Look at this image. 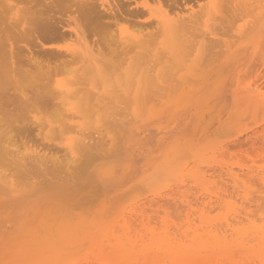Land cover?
Here are the masks:
<instances>
[{"label": "rangeland", "instance_id": "374dc122", "mask_svg": "<svg viewBox=\"0 0 264 264\" xmlns=\"http://www.w3.org/2000/svg\"><path fill=\"white\" fill-rule=\"evenodd\" d=\"M23 1L9 0L12 5L16 6L17 11L23 9V22L21 21L22 23L19 24L20 27L18 26L20 31L18 28L12 30L11 28H7L4 24L5 22H3L4 19H1L3 15L0 13V15H2L0 16V34L2 35L0 45L3 44L2 47L0 46V49H4L6 46L14 47V43H16L14 48L18 51L16 53L20 55H30V53L43 52L46 49V51L51 52L54 49L55 55L57 52V57L61 52L66 55H69L70 52H76L81 57V53L89 51L96 63L102 68L103 76L112 77V74L116 72L113 76L114 80L112 79L113 81L111 80V83L122 86V80L120 81V76L122 75L124 76L122 78L125 80L124 84L126 83L127 85L122 87V90L117 93L118 96L116 95L117 97L115 98L116 101H113L114 103L112 100L110 102L105 99L104 102L99 105L101 109H98L100 111L97 108L88 109L84 102L85 95H79V100L67 107V109L74 107L76 109V114L71 115L69 112H63L66 117L63 116L64 118H62L66 121L64 122L65 127L62 126L64 129L61 127L62 129L60 128L51 132L50 126L52 123L57 121L58 123H62V119H59V117L56 118V115L58 116L61 112L59 111L58 113V111H55L50 105V109L46 108L48 104L44 106L47 110L49 109L48 111L45 109L38 110L40 107H43L39 106V102L41 103L40 97L42 96H40V91L36 86H34L37 89L35 93L37 91L38 93L36 94L39 95L34 94L32 97L34 99L35 95L38 97L40 96V101L38 102L35 100L37 106L33 104V102L32 104L34 107L36 106L35 108L38 114L37 111L32 114L29 113V109L24 105L23 107H26L25 109L28 112H23L24 110L20 109L21 107L19 110L17 109L18 112H16L15 109L17 106H14L17 104L14 102L18 99V91H13L11 89V84L14 83L10 80V77L7 76L4 67H2L4 73L1 71L2 68H0L2 72H0V74L4 76V78L5 76L7 77L2 79L0 75L2 79H0V81L3 82L4 80L5 82V84L2 85V83L0 87V103L2 102L1 104L3 105L2 100L5 98L4 102H6L9 99V105L7 102L5 103L6 106H10V109L14 108L13 113H9L8 110L10 109H8V107H0V113L3 114L0 116L3 120L5 116L9 115V117L4 118V122L10 123V125H20L16 127L15 131L16 133L18 131V136L14 132L15 129H13L15 126L12 128L15 137H17L15 140L19 138V135L23 134L20 136L21 138L26 133L22 139L23 141H21L20 138L18 139L22 144L17 141V145L22 150L25 149L28 151L32 147L33 150L48 154L53 151V148L54 150L58 149V147L60 149L64 144L68 143L71 138H80L79 136L81 135V138L84 136L85 139L88 137L92 138V136L94 137L92 140H88V142L86 139V143H90L95 139L96 141L97 139L99 140V142L95 141L98 144L95 142V144L92 142L89 144L92 145V147L87 151L88 153L86 152V154H84L85 156L81 158V161L78 162L77 166L74 168L76 171L73 169L74 171L72 170L71 173L67 175L57 169L49 171H39L36 169L39 172H35V170H31L33 169L32 167H27L25 169L22 167L20 169L19 166H14V169L13 166L7 167L2 164L0 165L2 167H0V186H2L0 187V264H128L135 262L137 259L139 261L143 260L138 252L143 245L150 242L152 236L158 239L163 238L170 240L168 244L180 245L189 244V239L195 236H206L211 231L218 230L224 235H229L231 232L228 231V224L235 225L236 228L249 234L254 231L255 227H264V213H261L264 212V208L261 209L263 205L260 206L261 203L257 202L259 201L258 199L256 200V196H260V198L263 196L264 199V0H232L233 2L231 0H217V2H219L218 6L213 8L204 5V10H202L203 8L200 6H203L204 3L207 4L205 0H191V3H188V0H117L119 2L116 0H82L84 2L77 0V2L79 1L77 4L75 3L76 0H71L74 1L72 3H75V6L72 5V8L71 5L69 7V4L65 3L66 0L64 3L62 0H44V4L41 0H34L35 5H33V0L32 2L28 0L25 4ZM71 1L69 2V0H67V2L72 4ZM86 1H89V4L97 2L98 6L105 5V10L110 8L107 12L110 17L105 19L102 24L97 22L100 26L96 25V22L94 21L95 23H93L91 18H89L90 15L86 10L87 6H85ZM58 2H60V4ZM88 3L87 5H89ZM128 3H132L130 7H128ZM178 3L183 5H179ZM64 4H68L65 9L63 7ZM79 4L78 11V7L76 6ZM122 4L126 5L121 6ZM193 4L195 6H193ZM39 5L40 9H38ZM30 6L33 7V14H31ZM28 7L30 12L27 10ZM81 7H83V9H81ZM125 7L129 10L139 9L138 11H143L144 13L142 17L138 16L134 18L126 13L127 9ZM68 8L70 10H68ZM199 8H201V10H199ZM36 9H38V11ZM42 9L47 11L44 12ZM122 9L126 11H124L126 15L122 12ZM197 10L203 13V15ZM34 12H37V14ZM47 12H51L49 14L52 16ZM77 12L83 14L81 15ZM194 12H198V14L202 16L198 25L199 27L188 32L189 41L187 49L184 46L182 47L180 45L181 43L177 42V40H168L166 34H164L165 32L163 33V31L160 30L161 27L158 24L160 19H167V17L176 18L180 13L181 15L188 16ZM145 13L147 14L146 16ZM37 15L38 17L36 20ZM41 16L46 20V23ZM111 16L114 17L111 18ZM117 16L120 17L119 20ZM56 17H58L57 20L59 21L56 20ZM29 18L32 20L34 19L36 23L32 20L30 21ZM50 18L52 19L51 21ZM78 18L82 20L80 21ZM88 19H90L91 22H89ZM152 19L157 25H155ZM71 20H73V22H71ZM128 20H131L132 23H129ZM53 22L56 24L53 25ZM69 22L71 25L68 24ZM104 22L109 29L105 27V25L103 26ZM134 22L137 24L141 23L137 26ZM147 22L149 24L152 23L151 26L149 25L151 28L149 26L146 28L148 25ZM43 23L47 24V26H43ZM81 23L83 25H81ZM142 23H144V26ZM94 24L98 28L100 27L99 31ZM129 24L132 25V28ZM55 25H57V27H55ZM88 25L92 26L89 27ZM139 25L146 27L145 29L140 28ZM153 27H156V30L158 29L157 32H161H156V34H154L156 30ZM56 28L58 29L57 31H55ZM105 28H107L108 31L110 30V34H103L105 37L108 36V40L104 38L106 41H110V43L105 40L102 41L101 39V42H104L103 45L100 43V38H102L103 35L100 37L96 35V32H100V29L105 31ZM92 29L95 32L92 31ZM143 29L148 30L143 31ZM32 30L34 32L31 33ZM150 30L152 33L154 32V36L158 35L154 38L157 42L156 40L154 41V36L150 33ZM114 31L117 32L115 36L113 35ZM17 32L20 33L17 34ZM86 32L92 33V38L88 35L89 33L87 34ZM12 33L13 35L11 36ZM22 34L23 37L16 38ZM144 34L151 35L150 39L154 41H152V47L157 45L161 47L164 42H167L169 50L164 53V59L159 61L156 65L155 76H157L156 82L159 86L155 87L156 84L154 86L153 83L154 88L151 87V84L149 87L152 89L148 88L145 94H137L135 87L132 90L133 84L127 81L129 80L128 72L130 73V71L133 70L132 64L130 63L133 62V58L137 52L131 51L127 53V51H123L122 48H119V52L117 53L116 51L113 52V50H117L118 48L114 47V43L111 42L124 35L134 37L135 35L142 36ZM31 35L35 37L32 38ZM193 36H195L196 39ZM2 37L3 39L5 38V45L2 43ZM11 38H13V40H10ZM14 38L17 39L16 41L18 42L21 38L22 40L17 43L14 42ZM30 39H32V41ZM190 41L192 43H190ZM28 43L30 44L28 45ZM95 43L97 46H95ZM105 44H112L110 49L113 50L109 51V47ZM100 45H103L104 48L100 47ZM37 46H39V48H37ZM93 47H95V49ZM22 48H24V51ZM91 48L93 50L97 49V51L94 52ZM2 49L0 51V56H3L2 54L6 52L7 48L3 50L5 52H3ZM38 49L41 51H38ZM103 49L104 51H108L104 52L102 51ZM183 50L186 52L183 53ZM120 51L122 60H126V62L124 61L125 63L120 62L122 61L119 58ZM107 52L110 54L107 55ZM181 52L183 55H181ZM100 53L102 54L100 55ZM34 55L40 56L41 54ZM184 55H186V57ZM102 56H107L108 58ZM101 57L104 60L101 59ZM113 57H116L117 60L115 58L113 59ZM124 57L126 59H123ZM3 58L4 59L0 58V62L2 61L1 63L6 62L5 54ZM54 58V62L52 61L53 58L48 59L46 57H41L42 60L37 58L35 63L32 62V65H36L38 68L30 64V68L32 67L31 75L33 72L35 73V71L36 74H34V76L26 75L28 79L32 81L33 78L34 83V77L39 70L49 73L54 70V72H52L54 76L52 73L51 76L54 77L53 82L56 85L59 83H71L73 86L74 84L81 86L83 82L82 84L99 86V76L90 72L88 67L82 62V59H75L76 61L74 60L73 62L72 58L70 59L65 56L60 57L61 60L57 58L59 60L58 62L56 57ZM19 59L21 58L19 57ZM22 59L24 60V57H22ZM62 59L67 62L70 60L72 63L71 67L80 69L81 71L79 73H68L66 71L67 62H62ZM172 59L173 61L171 62L170 60ZM44 60H46V62H44ZM20 61L19 65L21 64V66L18 65L19 69L22 67ZM50 61L52 64L54 63L53 66ZM183 61L185 62L183 63ZM169 62L174 64L171 65ZM3 64L5 65V63ZM3 64H1V66H3ZM58 64L61 66H58ZM47 65L48 68L46 67ZM116 65L122 67L116 68ZM42 66H45V68H42ZM106 66L110 69L106 68ZM167 66L171 67V70L167 68ZM57 67H59V71ZM61 67L64 70L60 69ZM33 68L37 69L34 70ZM166 68L169 70L167 71L169 75H171L170 72H172V76L170 77L174 79L170 78L166 73L164 74ZM50 69L53 70L51 71ZM175 69H177V71ZM22 70L25 69L23 68ZM60 70L65 73L60 75ZM24 72L20 69L17 74H19L18 76H20V78L24 77L26 80V76L20 75V73L23 74ZM123 72L124 74H121ZM163 75H167L169 78L168 80V78L165 77L167 79V84L164 83L166 80L165 78L163 79ZM18 76H16L17 80L19 78ZM22 78L20 82L22 81L23 83L21 82L22 84L19 85L20 82L18 83L17 81L15 86H27V82L29 83L28 79L25 83ZM7 79H9V81H7ZM118 81L120 83H118ZM130 83L132 85H129ZM34 84L30 83L29 85L33 87L32 85ZM177 84L179 86H177ZM3 86L10 87L9 89L12 91L8 90V94L6 92L7 88L5 87V90ZM31 87L29 88L28 86L24 88H29L31 90ZM162 89L163 91L161 92ZM149 90H151L152 93L149 92ZM152 90H155L157 93L154 91L153 95ZM14 92L17 94L16 101H14ZM146 92L149 93L147 94ZM31 93L30 95H32ZM10 94L13 98L9 97ZM119 95H121L122 101L117 100ZM122 95L127 98L124 99ZM150 96L151 98H149ZM128 99H132L130 102L133 103L129 102L132 105L124 104L128 103ZM11 101L13 103H11ZM42 101H44L45 104L46 100L44 99ZM107 104H110V107L112 105V108ZM126 105L128 107H126ZM113 106L116 109L119 107L121 108L118 110L119 114L113 109ZM5 107L6 109H4ZM102 108L103 110L105 109V114ZM2 109L5 111L8 110L5 112ZM21 110V113H24L26 117L28 114V117L35 116L37 119L43 120V122L47 124H45L46 127L43 126V129H36L35 126H32L33 122L36 120L31 119L29 123L27 121V124H25L27 119L24 116L21 118H25V123H23L21 119L19 122L20 124L17 123L19 119L16 117L21 116H17V114H20ZM42 110L45 111L42 112ZM112 110H114V112H112ZM1 111H4V113ZM39 112L43 114L41 113L40 115ZM111 114H114V116ZM115 117L117 118L116 120H119V123H117ZM10 118L11 120L13 118V121H11L13 124H11L10 120H7ZM15 118L17 120H15ZM112 118L115 121H113ZM106 120H108V122ZM4 122H1V124ZM21 122L25 124L23 127L27 128H25V130H27L25 133L22 131L24 128L21 126ZM115 122L120 126L117 125V128H115ZM19 127L22 130L19 129ZM74 127L75 130H73ZM91 127H93L94 130L90 129ZM57 131L58 133H56ZM28 133L31 134L30 138V134ZM33 133L35 137H32ZM55 137H57L58 140ZM101 138H103L102 141H100ZM24 139H26L25 143ZM103 140L105 141L103 142ZM100 142L103 143L99 144ZM98 145L102 146L99 147ZM43 146L46 150H43ZM96 152L99 153L96 154ZM94 153L96 158H94ZM97 155L100 159L97 158ZM95 159L98 160L96 161ZM5 169L7 171H5ZM56 172L59 175L62 173V175L59 177ZM1 173L5 174L6 177L10 173L8 175L9 177H7L9 181L6 178L4 179ZM15 173H17V175L14 178L12 175H15ZM50 173H52L53 176L55 174V176L53 177ZM43 175L44 179L42 178ZM56 176H58V178ZM18 178L22 182L19 181ZM4 180H7L9 183L6 181L4 182ZM25 181L26 183L29 182L28 184H30V186L28 184L25 185ZM239 184H241L240 186L244 189L240 188V186H238ZM261 186L262 190H259ZM254 192L255 194L253 195ZM223 194L225 196H223ZM227 196L229 198H226ZM254 196L255 200L253 199ZM221 197H223L224 201H221ZM238 199L241 201L240 203H242V206L238 203ZM261 200L262 198L260 201ZM263 201L264 200H262V203ZM185 202H190V205ZM246 202H248V204ZM253 203L255 204L254 207H252ZM246 204L248 206H246ZM256 204H259L260 207ZM215 207L220 209L213 212ZM256 210H258L257 214L254 212ZM238 216L239 218H237ZM238 221H242V223L236 225ZM229 238V241L233 242L235 236H230ZM124 248L127 249V253L123 255L122 250ZM126 255L128 256L125 257ZM137 256L138 258H136ZM239 259L241 260L240 256ZM246 261L247 260L244 259L241 261V264H249V262L247 261L246 263Z\"/></svg>", "mask_w": 264, "mask_h": 264}, {"label": "bare ground", "instance_id": "6f19581e", "mask_svg": "<svg viewBox=\"0 0 264 264\" xmlns=\"http://www.w3.org/2000/svg\"><path fill=\"white\" fill-rule=\"evenodd\" d=\"M14 1V0H13ZM16 1V0H15ZM23 1V0H22ZM42 1V3H43V1L44 0H41ZM53 1V0H52ZM55 1V0H54ZM63 1V3H64V1L65 0H62ZM61 1V2H62ZM71 0H69V2H70ZM80 1H82V0H80ZM85 1V0H84ZM84 1H82V2H84ZM94 1H96V0H94ZM94 1H92V2H94ZM112 1V0H111ZM110 1V2H111ZM117 1V0H116ZM120 1V0H119ZM119 1H117V2H119ZM173 1V0H172ZM186 1V0H185ZM193 1V0H192ZM191 0H188V3H191L192 2ZM201 1V0H200ZM204 1V0H203ZM205 1H207V4H203V6H200V7H204V5L205 6H209V7H213V8H215L216 6H218V3L219 2H217V0H205ZM232 1V0H231ZM231 1H230V4H231ZM261 1H263V0H261ZM18 2V1H17ZM20 2V1H19ZM24 2V4H25V2H28V0L27 1H23ZM31 2H32V0H31ZM69 2H67V0H66V2L65 3H68V4H64L63 5V7H64V9H65V7L67 8V5L70 7V5H71V8L73 7V6H75V3L77 4L78 2H77V0H76V2L75 3H72V2H74V1H71V3L72 4H70ZM89 2V1H88ZM87 1H86V5H85V3H84V5L85 6H87L86 7V10H87V12H88V14L90 15L89 16V18H91V21L93 22V23H95L96 22V25H99V24H102V22L105 20V19H107V18H109L110 17V15H109V13H107L108 12V10H110V8L108 9V10H105V5H102V6H98L97 5V2H95V3H88ZM91 2V1H90ZM165 2V1H164ZM181 2V1H180ZM226 2V1H225ZM233 2V1H232ZM36 3V2H35ZM37 3H38V1H37ZM39 3H41V2H39ZM45 3V2H44ZM43 3V4H44ZM59 4H60V2H58ZM87 3L89 4V5H87ZM30 4V3H29ZM47 4H49V3H47ZM46 4V5H47ZM54 4V3H53ZM119 4V3H118ZM121 4V3H120ZM129 4V3H128ZM132 3H130L129 4V6L128 7H130V5H131ZM179 5H183V4H180V3H178ZM185 4V3H184ZM220 4L222 5V3L220 2ZM223 4H225V3H223ZM229 4V3H228ZM33 5H35L34 4V0H33ZM38 5V4H37ZM45 5V6H46ZM73 5V6H72ZM112 5V4H111ZM126 5V4H125ZM125 5H121V6H125ZM166 5H167V3H166ZM25 6V5H24ZM48 6V5H47ZM58 6V5H57ZM61 6V5H60ZM78 6H80V4L79 5H77L76 7H78ZM84 6V7H85ZM126 6V7H127ZM165 6V5H164ZM168 6V5H167ZM193 6H195L194 4H193ZM227 6V5H226ZM31 7V14H33L32 13V6H30ZM35 7V6H34ZM37 7V6H36ZM125 7V8H126ZM207 7H206V9H207ZM223 7V6H222ZM225 7V6H224ZM45 8V7H44ZM47 8V7H46ZM122 8V7H121ZM178 8V7H177ZM196 8H197V6H196ZM35 9V8H34ZM38 9H40V5H39V8ZM38 9H36L37 11H38ZM60 9V8H59ZM81 9H83V7H81ZM80 9V10H81ZM127 10V12L125 11V10H121L122 12H126V13H128L129 14V16H132V17H142V14L144 13L143 11H138V10H134V9H132V10H129L128 8H126ZM184 9V8H183ZM205 8H203L202 10H204ZM29 12H30V10H29V7H28V9H27ZM43 10V9H42ZM61 10V9H60ZM59 10V11H60ZM68 10H70L69 8H68ZM112 10V9H111ZM141 10V9H140ZM199 10H201V8H199ZM199 10H197L198 12H200ZM22 11H23V9H20V10H16V6H14V5H12L10 2H9V0H0V13L3 15H0V16H2L1 17V19L3 20V22H5L4 24L7 26V28H11V30L12 29H15V28H18V30H19V24L20 23H22L23 21V16H22ZM25 11V10H24ZM33 11H35V10H33ZM40 11V10H39ZM44 11V10H43ZM45 11H47V10H45ZM44 11V12H45ZM51 11V10H50ZM66 11H67V9H66ZM78 11H79V7H78ZM174 11H175V9H174ZM40 12H42V11H40ZM40 12H39V14H40ZM84 12V11H83ZM118 12V11H117ZM124 12V14L126 15V13ZM181 12V11H180ZM184 12V11H183ZM188 12V11H187ZM198 12H194V13H192V14H190V15H181V13H180V15H178L176 18H168L167 17V19H160L159 21H158V24L160 25V27H161V29L160 30H162L163 31V33L164 34H166V36H167V38H168V40H177V42H179V43H181L180 45L183 47H186V49H187V47H188V41H189V37H188V32L189 31H191L192 29H194V28H196V27H199L198 25H199V23H200V20H201V16L203 15V13H201L202 15H200V14H198ZM35 14H37V12H34ZM48 13V12H47ZM46 13V14H47ZM49 13H51V12H49ZM48 13V14H49ZM55 13H58V12H55ZM75 13V12H74ZM77 13H79V12H77ZM86 13V12H85ZM147 13V12H146ZM145 13V16L147 15ZM29 14V13H28ZM47 14V15H48ZM60 14H61V11H60ZM59 14V15H60ZM65 14V13H64ZM72 14V13H71ZM70 14V15H71ZM79 14H81V13H79ZM83 14V13H82ZM81 14V15H82ZM27 15V14H26ZM42 15H44V14H42ZM50 15V14H49ZM55 15V14H54ZM112 15V14H111ZM50 16H52V15H50ZM114 16H116V15H114ZM114 16H111V18L112 17H114ZM120 16V15H119ZM119 16H117V18H118V20H119ZM128 16V17H129ZM32 17H34V16H32ZM37 17H38V15L36 16V20H37ZM42 17V19H43V16H41ZM40 17V18H41ZM45 17H47V16H45ZM55 17V16H54ZM54 17H52V18H54ZM64 17V16H63ZM30 18H31V16H30ZM29 18V19H30ZM35 18V17H34ZM57 18L58 17H56V20H57ZM82 18H83V16H82ZM110 18V19H111ZM131 18V17H130ZM144 18V17H143ZM216 18V17H215ZM215 18H214V20H215ZM49 19V18H48ZM78 19H80V18H78ZM84 19V18H83ZM110 19H108V20H110ZM137 19V18H136ZM32 19H30V21H31ZM38 20H39V18H38ZM44 20V19H43ZM52 19L50 18V21H51ZM55 20V19H54ZM60 20H61V18H60ZM77 20V19H76ZM82 19H80V21H81ZM89 20V22H91L90 21V19H88ZM112 20V19H111ZM125 20V19H124ZM153 20V19H152ZM152 20H151V22H152ZM22 21V22H21ZM32 21H34V19L32 20ZM45 21V23H46V20H44ZM43 21V22H44ZM57 21H59V20H57ZM85 21V20H84ZM95 21V22H94ZM116 21H117V19H116ZM127 21V20H126ZM129 21V23L131 22V20H128ZM133 21V20H132ZM154 21V20H153ZM210 21H212V20H210ZM38 22V21H37ZM55 22V21H54ZM53 22V25L54 24H56V23H54ZM71 22H73V20H71ZM97 22L99 23V24H97ZM123 22V21H122ZM1 23V22H0ZM34 23H36V21H34ZM39 23L41 24V22L39 21ZM45 23H43V26L44 25H46L47 26V24H45ZM59 23V22H58ZM86 23H87V20H86ZM105 23V22H104ZM103 23V26L105 25V27H107V25H106V23L104 24ZM108 23H110V22H108ZM107 23V24H108ZM115 23V22H114ZM124 23V22H123ZM132 23V22H131ZM135 23V22H134ZM133 23V26L135 27V24L138 26V24H140V23H135L134 24ZM148 23V22H147ZM154 23H155V21H154ZM153 23V24H154ZM29 24V23H28ZM32 24H33V22H32ZM69 25H71L70 24V22L68 23ZM73 24V23H72ZM85 24V23H84ZM89 24V23H88ZM143 24V26H144V23H142ZM151 24L152 23H148V25H147V27L146 28H148V26L150 25L151 26ZM213 24V23H212ZM214 24H215V22H214ZM37 25H38V23H37ZM81 25H83L82 23H81ZM130 25V27L132 28V25L131 24H129ZM146 25V24H145ZM155 25H157L156 23H155ZM155 25H153V26H155ZM2 26V25H1ZM19 26V27H18ZM35 26H36V24H35ZM67 26V25H66ZM75 26V25H74ZM89 27H91L92 25H88ZM94 26H95V24H94ZM100 26V25H99ZM102 26V25H101ZM109 26V25H108ZM115 26V25H114ZM140 26V28H144L145 29V27H142V25H139ZM149 26V27H150ZM48 27H49V25H48ZM55 27H57V25H55ZM59 27V26H58ZM84 27V26H83ZM95 27H97V26H95ZM112 27V26H111ZM2 28V27H1ZM35 28H37V27H35ZM42 28V27H41ZM53 28V27H52ZM88 28V27H87ZM93 28V27H92ZM100 28V27H99ZM99 28L97 27V30L99 31ZM101 28H103V27H101ZM108 29H109V27H107ZM107 28H105V31H102L101 29H100V32H96L97 34L96 35H98V36H102L103 34L105 35V33H106V35H108V34H110V30L108 31V29ZM151 28V27H150ZM149 28V29H150ZM153 28H155V30H156V27H153ZM40 29V28H39ZM39 29H38V31H39ZM95 29V28H94ZM111 29V28H110ZM130 29V28H129ZM136 29V28H135ZM138 29V28H137ZM143 29V31H147L148 29H146V30H144ZM27 30H28V28H27ZM34 30V29H33ZM31 31V33L32 32H34V31ZM58 29L56 28V30L55 31H57ZM79 30V29H78ZM134 30V29H133ZM158 30V29H157ZM157 30L156 31H154L153 33L154 34H156V32H157ZM20 31V30H19ZM47 31V30H46ZM51 31V30H50ZM59 31H61V30H59ZM86 31H88V30H86ZM92 31H94L93 29H92ZM91 31V32H92ZM117 31V30H116ZM136 31V30H135ZM14 32V31H13ZM41 32V31H40ZM95 32V31H94ZM103 32V33H102ZM107 32H109V33H107ZM159 32H161V31H159ZM159 32H157V33H159ZM2 33V32H1ZM20 32H17V34H19ZM24 33V32H23ZM37 33V32H36ZM42 33V32H41ZM48 33H49V31H48ZM57 33V32H56ZM83 33V32H82ZM87 33V32H86ZM89 33V32H88ZM87 33V34H88ZM99 33H100V35H99ZM102 33V34H101ZM139 33V32H138ZM150 33L154 36V34L151 32V30H150ZM193 33V32H192ZM4 34V33H3ZM16 34V35H17ZM38 34V33H37ZM43 34V33H42ZM52 34V33H51ZM69 34V33H68ZM80 34H81V32H80ZM84 34H85V32H84ZM92 33H89L88 35L89 36H91V38H92V36L93 35H91ZM94 34V33H93ZM13 35V33L11 34V36ZM26 35H27V33H26ZM26 35H24V36H26ZM46 35H47V33H46ZM54 35V34H53ZM57 35V34H56ZM82 35V34H81ZM102 36V38H100V37H98V38H100V43H102L101 42V39H102V41H104L105 40V38H106V40H108L107 39V37L108 36ZM114 36L115 35H117V32H115L114 31V34H113ZM193 35V34H192ZM1 34H0V40H1ZM6 36H8V35H6ZM10 36V35H9ZM32 36V35H31ZM30 36V37H31ZM48 36V35H47ZM50 36V35H49ZM59 36V35H58ZM64 36V35H63ZM66 36V35H65ZM73 36V35H72ZM156 36H158V35H156ZM156 36H154L153 37V39L156 37ZM202 36V35H201ZM205 36V35H204ZM14 37V36H13ZM20 37H23V34L21 35V36H17L16 38H20ZM29 37V36H28ZM35 37V36H34ZM33 36H32V38H34ZM52 37V36H51ZM105 37V38H104ZM110 38H112L111 36H109ZM193 37H195V36H193ZM197 37H198V35H197ZM26 38V37H25ZM42 38V37H41ZM52 38H54V37H52ZM51 38V39H52ZM59 38V37H58ZM57 38V39H58ZM66 38H67V36H66ZM75 38V37H74ZM89 38V37H88ZM90 38V39H91ZM117 38V37H116ZM116 38H113V39H116ZM151 38V35L149 36V35H142V36H138V35H135L134 37H132V36H127V35H124V36H122L121 38H119V39H116V40H113L112 41V39H111V43H114L113 44V46L114 47H117L116 49L118 50H113V52L114 51H116V53L117 52H119V48H122L123 49V51H127V53L128 52H131V51H134V52H137V54L135 55V57L133 58V62L132 63H130V64H132V67H133V70L132 71H130V73L128 72V79L130 80H127L128 82H131L129 85H132V90L134 89V87H135V90H137V94H142V93H144L145 94V91H148V88H150L149 86L151 85V87H153V83H154V86H155V84H156V86L155 87H157V86H159L158 85V83L156 82V78H157V76H155V74H156V65H157V63L159 62V61H161V60H163L164 59V53L167 51V50H169L168 49V43L167 42H164L163 43V45L161 46V47H159L158 45L157 46H154V47H152L153 45H152V41H153V39L151 40L150 39ZM2 39H3V37H2ZM5 39V38H4ZM4 39H3V42L2 43H4ZM9 39V38H8ZM56 39V38H55ZM54 39V40H55ZM89 39V40H90ZM158 39V38H157ZM195 39H196V37H195ZM205 39V38H204ZM207 39V38H206ZM10 40H13V38H11ZM14 42H17V43H19L20 42V40H22V38L19 40V42L18 41H16L17 39H15L14 38ZM29 40V39H28ZM31 41H32V39H30ZM59 40V39H58ZM67 40V39H66ZM105 40V41H106ZM156 39H154V41H155ZM35 41V40H34ZM60 41H61V39H60ZM62 41H64V40H62ZM153 41V42H154ZM13 42V43H14ZM29 42V41H28ZM45 42V41H44ZM90 42V41H89ZM106 42H108V43H110V41H106ZM156 42H157V40H156ZM194 42V41H193ZM6 43V42H5ZM5 43H4V45H5ZM26 43V42H25ZM98 43H99V40H98ZM104 43V42H103ZM102 43V44H103ZM190 43H192L191 41H190ZM8 44V43H7ZM27 44V43H26ZM30 43H28V45H29ZM33 44V43H32ZM37 45H39L38 43H36ZM90 44H91V42H90ZM3 45V44H2ZM2 45H0L1 47H2ZM14 45L16 46V43H14ZM34 45V44H33ZM104 45V44H103ZM103 45L101 46L100 45V47H102V48H104L103 47ZM106 45V44H105ZM112 45V44H111ZM111 45L109 44V45H106V46H108L109 47V49H110V47H111ZM155 45V44H154ZM14 46V47H15ZM95 46H97L96 45V43H95ZM105 46V47H106ZM112 46V47H113ZM179 46V45H178ZM195 46V45H194ZM14 47H12V46H6V47H4V49L5 48H7L6 49V52L5 51H3L4 49H2V51L3 52H5V53H3L2 55L4 56V54H5V61L6 62H3V63H5V65L3 64V63H1V64H3V66H1V64H0V68H2V67H4V70L6 71V74H7V76H9L10 77V80L14 83V84H11V81H10V84H11V86H12V90L13 91H18V97H17V94H15V92H14V94H15V100L14 101H16V99L18 98V99H20V100H18L17 99V101L16 102H14V103H16L17 105H15L14 107H16L17 106V108L15 109L16 110V112H18L17 111V109L19 110V108L20 109H22V110H24L23 112H25L26 111V107H27V109H29L28 111H29V113H34L35 111H37V109L35 108L37 105H36V101L35 100H37L38 102L40 101V99H41V103L39 102V106H42L43 108H39L38 110H40V109H45V110H47L46 108H49L50 109V107H49V105L50 106H52L54 109H55V111H58V113H59V111L61 112V114L59 113L58 114V116L56 115V118L57 117H59V119H62V118H64L65 117V114L63 113V112H69V113H71V115H75L76 114V109L74 108V107H72V108H69V109H67V107H69L70 106V104H73L75 101H77V100H79V95H81V94H84L85 95V97H84V102H85V106L86 107H88V109L90 108V110H91V108H99V109H101L100 107H99V105L100 104H102V102H104V100L106 99V100H109L110 102H111V100H112V102L115 100L116 101V97L118 96V92H120L121 90H122V87H125L127 84L125 83L124 84V82H125V80H124V78H122V77H124V76H120L121 77V79H120V81L122 80V86H120V85H116V84H113V83H111V80L113 79V76L115 75V73L116 72H114V74H112L111 76L112 77H105V76H103L102 75V68L96 63V61L93 59V57H92V55L90 54V52L89 51H84L83 53H81V57L76 53V52H70V54L68 55H66V54H62V52L60 53V54H58V57H57V52H56V55H55V51H54V49H53V51H54V53H53V51H51V50H49V51H51V52H48V51H41V50H39L38 49V51H41V52H38V53H34V54H41L40 56L38 55V56H36V55H34V54H32V53H30V55L28 54V55H26L25 53V55L23 56V55H20L19 53H16V52H18V51H16L15 50V48ZM21 47H23V46H21ZM91 47V46H90ZM180 47V46H179ZM33 48V47H32ZM35 48V47H34ZM37 48H39V46H37ZM94 49H95V47H93ZM97 48V47H96ZM1 49H0V51H1ZM23 49V51H24V48H22ZM90 49V48H89ZM92 49V48H91ZM186 49H184V50H186ZM93 50V49H92ZM92 50H91V53H92ZM106 50V49H105ZM111 49L109 50V51H112ZM183 50V53L184 52H186V51H184ZM192 50H193V48H192ZM32 51H34V50H32ZM94 52L95 51H97V49L96 50H93ZM102 51H104V49L102 50ZM106 51H108V50H106ZM106 51H104V52H106ZM122 51V52H123ZM35 52V51H34ZM189 52V51H188ZM20 53H21V50H20ZM27 53H28V51H27ZM66 53V52H65ZM52 54V55H51ZM55 56H54V55ZM102 53H100V55H101ZM108 54H110L109 52H107V55ZM112 54V53H111ZM119 54V53H118ZM126 54V53H125ZM167 54V53H166ZM186 54V53H185ZM51 55V56H50ZM114 55V54H113ZM116 55V54H115ZM121 51H120V59L122 60V58H121ZM127 55V54H126ZM125 55V56H126ZM129 55V54H128ZM181 55H183L182 54V52H181ZM186 55H188V54H186ZM186 55H184L185 57H186ZM3 56H0V58L1 59H4L3 58ZM24 57V60L22 59V57ZM49 56V57H48ZM53 56V57H52ZM68 57V58H72V60H73V62H74V60L75 59H82V62L84 63V65H86L87 67H88V69L90 70V72H92V73H95V74H97L98 76H99V79H100V83H99V80H98V83H99V86L98 85H88V84H82L81 83V86H78L77 84H74V86L71 84V83H69V84H65V83H59V84H55L54 82H53V80H54V74L52 73V72H54V70L52 71L51 69V71L52 72H44L43 70H39L38 71V73H37V75L34 77V83H33V78H32V81L31 80H29L28 79V76H26V75H31V68H30V64H31V66H36V65H32V62L33 63H35V60L37 59V58H39V60L41 59V57H46V58H53V62L55 61V58L54 57H56V59L58 58H60V57ZM117 56V55H116ZM19 57L21 58V59H19ZM102 57H104V56H102ZM101 57V59H103ZM105 57H107V56H105ZM104 57V58H105ZM118 57V56H117ZM108 58V57H107ZM116 59V57H113V59ZM136 58V59H135ZM165 58H166V56H165ZM168 58V57H167ZM0 59V60H1ZM19 59V60H18ZM57 59V61L59 62V60ZM65 59V58H64ZM97 59V58H96ZM111 59V58H110ZM123 59H126L125 57L123 58ZM175 59V58H174ZM20 60H23V61H20ZM42 60V59H41ZM60 60H61V58H60ZM68 60V59H67ZM94 60V61H93ZM99 60H100V58H99ZM104 60V59H103ZM103 60H101V61H103ZM106 60V59H105ZM117 60V59H116ZM119 60V59H118ZM19 61H20V63H22V67H20V69H21V71L22 72H24L23 74H25V75H23V74H21L20 73V75H22V76H26V78L28 79V81H29V83L27 82V86H23V88H22V86H15L16 85V83H17V81H18V83L20 82V80H21V78H20V76H18L19 74H17L19 71H20V69H19V67H18V65H19ZM49 61V60H48ZM76 61V60H75ZM78 61V60H77ZM120 61V60H119ZM125 62H126V60H124ZM123 60L122 61H120V62H124ZM171 62L173 61V59L172 60H170ZM186 61V60H185ZM185 61H183V63L185 62ZM188 61V60H187ZM41 62V61H40ZM40 62H39V65H40ZM44 62H46V60H44ZM51 62V61H50ZM62 62H67V61H63V59H62ZM124 62V63H125ZM18 63V64H17ZM38 63V62H37ZM42 63H43V61H42ZM65 63H62V64H65ZM68 63V64H67ZM66 63V71L68 72V73H73V72H75V73H79L81 70L80 69H75V68H73V67H71L72 65V63L70 62V60L68 61ZM106 63V62H105ZM118 63V62H117ZM161 63H163V62H161ZM170 63V62H169ZM51 64H52V62H51ZM54 64V63H53ZM53 64H52V66H53ZM74 64V63H73ZM108 64V63H107ZM171 65L172 64H174V63H170ZM23 65H24V67H23ZM38 65V64H37ZM38 65V66H39ZM41 65H43V64H41ZM48 65H50V64H48ZM48 65L46 66L47 68H48ZM60 64H58V66H59ZM112 65V64H111ZM121 65V64H120ZM177 65V64H176ZM19 66H21V64L19 65ZM51 66V65H50ZM49 66V67H50ZM51 66V67H52ZM61 66V65H60ZM108 66H110V65H108ZM117 66V65H116ZM124 66V65H123ZM37 67V66H36ZM82 67V66H81ZM120 67H122V66H120ZM119 66H117L116 68H120ZM178 67V66H177ZM25 69V70H22V69ZM38 68V67H37ZM36 68V69H37ZM42 68H45V66L43 67L42 66ZM41 68V69H42ZM55 68H56V66H55ZM106 68H108L107 66H106ZM167 68H170V70H171V67H169V66H167ZM167 68H166V72H164V74L166 73L169 77L170 76H172V72H170L171 73V75H169V72L167 73V71H169V70H167ZM176 68V67H175ZM34 70H36L35 68H33ZM39 69H40V67H39ZM59 69V67H57V70ZM60 69H63L62 67L60 68ZM108 69H110V68H108ZM123 69V68H122ZM174 69V68H173ZM179 69V68H178ZM180 69H181V64H180ZM4 70H3V68L1 69V71H3V73H4ZM64 70V69H63ZM114 70V69H113ZM176 71H177V69H175ZM0 71V72H1ZM55 71H56V69H55ZM59 71V70H58ZM61 71V70H60ZM115 71V70H114ZM180 71V70H179ZM178 71V72H179ZM90 72H89V74H90ZM109 72V71H108ZM119 72V71H118ZM2 73V72H1ZM51 73L53 74V76H51ZM58 73V72H57ZM57 73H56V75H57ZM60 73V72H59ZM62 73H65V72H63V71H61V73H60V75H62ZM112 73H113V71H112ZM34 74H36V71H35V73L33 72V76H34ZM121 74H124V72L123 73H121ZM1 75V74H0ZM31 75V76H32ZM59 75V76H60ZM66 75V74H65ZM165 76V75H163L162 77H163V79L165 78V77H167L168 78V76ZM16 76H18L19 78H18V80L16 79ZM1 77H2V79L4 78V76H2L1 75ZM162 77H161V79H162ZM173 77H174V75H173ZM187 77V76H186ZM5 78H7L6 76H5ZM4 78V79H5ZM159 78H160V76H159ZM170 78H172V77H170ZM1 79V78H0ZM1 79V80H2ZM22 79H24V77L22 78ZM27 79L25 80L24 79V82L26 83V81H27ZM162 79V80H163ZM172 79H174V78H172ZM175 79H176V77H175ZM80 80H82V79H80ZM114 80V79H113ZM112 80V81H113ZM124 80V81H123ZM165 82L164 81H162V82H164V83H166L167 84V79L165 78ZM168 80H169V78H168ZM7 81H9V79H7ZM31 81V82H30ZM85 81H86V78H85ZM1 82V81H0ZM22 82V81H21ZM19 83V85L20 84H22V83ZM78 82H79V80H78ZM115 82V81H114ZM127 82V83H128ZM169 82V81H168ZM170 82H171V79H170ZM3 83V84H2ZM24 83V84H25ZM30 83H32V84H34V85H32L33 87H31V85H29ZM97 83V84H98ZM118 83H120L119 81H118ZM173 83V82H172ZM177 83H179V82H177ZM1 84L2 85H4L5 84V82H4V80H3V82H1L0 83V87H1ZM9 84V83H8ZM9 84V85H10ZM79 84V83H78ZM96 84V83H95ZM172 85V84H171ZM29 86V88L31 87V90L29 89V88H27V89H25L24 87H28ZM34 86H36L37 87V89L40 91V96H42V97H40V99H39V97L38 96H36V95H39V94H36V93H38L37 91H36V93H35V90H37ZM77 86V87H76ZM169 86H170V84H169ZM177 86H179L178 84H177ZM5 87L7 88V90L5 89ZM3 86V88L6 90V92L8 93V90H10L9 88L10 87H7V86ZM35 88V89H34ZM154 88V87H153ZM171 88V87H170ZM34 89V90H33ZM150 89H152V88H150ZM156 89V88H155ZM165 89V88H164ZM12 90H10V91H12ZM31 91V92H29V91ZM34 91V93H33V91ZM129 90V89H128ZM128 90H127V92H128ZM158 90V89H157ZM160 90V89H159ZM2 91L4 92V90L2 89ZM9 91V92H10ZM153 91V90H152ZM155 91V90H154ZM154 91H153V95H154ZM163 91V89L161 90V92ZM1 92V91H0ZM5 92V93H6ZM149 92H151V90H149ZM148 92V93H149ZM156 92V91H155ZM30 93L32 94V95H30ZM147 93V92H146ZM147 93V94H148ZM152 93V92H151ZM157 93V92H156ZM165 93V92H164ZM1 94V93H0ZM9 94V93H8ZM12 94V93H11ZM11 94H10V98L12 97L11 96ZM34 94H36L35 96H34V99H33V95ZM121 94V93H120ZM130 94V93H129ZM6 95V94H5ZM13 95V94H12ZM117 95V96H116ZM124 95V94H123ZM122 95V97L124 98V99H126L125 98V96H123ZM131 95H132V92H131ZM131 95H129V96H131ZM157 95V94H156ZM166 95V94H165ZM3 96H4V94H3ZM3 96H1V97H3ZM31 96V97H30ZM147 96V95H146ZM163 96V95H162ZM6 97V96H5ZM7 97H8V95H7ZM6 97V98H7ZM17 97V98H16ZM36 97V98H35ZM38 97V98H37ZM165 97V96H164ZM13 98V97H12ZM43 98V99H42ZM131 98V97H130ZM149 98H151V96L149 97ZM1 99V98H0ZM5 99V98H4ZM4 99L2 100L3 101V105L0 103V107L1 108H3V106H6V104L5 103H7L8 102V105H9V102H10V100L8 99V101H6V102H4ZM46 100L45 101V104H44V101H42V100ZM146 99V98H145ZM12 100V101H13ZM117 100H121V95H119V97L117 98ZM129 100V101H128ZM127 101H128V103H124V104H130V103H133V102H130V101H132V99L130 100V99H128ZM151 100V99H150ZM1 101V100H0ZM11 101V103H13ZM20 103H22V104H20ZM35 101V102H34ZM122 101V100H121ZM19 104H18V103ZM32 102H33V104H35L36 106L34 107V105L32 104ZM37 102V103H38ZM46 102H48V103H46ZM130 102V103H129ZM145 102V101H144ZM10 103V104H11ZM44 105H43V104ZM114 103V102H113ZM120 103V102H119ZM5 104V105H4ZM42 104V105H41ZM46 104H48V107H47V105ZM146 104V103H145ZM18 105H19V107H18ZM23 105L24 106H26V107H23ZM46 105V108L44 107ZM108 105V104H107ZM110 105V104H109ZM108 105V106H109ZM130 105H132V104H130ZM147 105V104H146ZM12 106V105H11ZM38 106V107H39ZM104 106V105H103ZM102 106V107H103ZM153 106V105H152ZM6 107H8V106H6ZM6 107L4 108V109H6ZM10 107V106H9ZM8 107V109H10ZM106 107V106H105ZM110 107V106H109ZM126 107H128L127 105H126ZM12 108V107H11ZM52 108V109H53ZM104 108V107H103ZM103 108H102V110H103ZM107 108V107H106ZM110 108H112V105H111V107ZM118 108V107H117ZM4 109H2V110H4ZM7 109V110H8ZM14 108H12V109H10V110H8L9 111V113L10 112H12L13 113V110ZM48 109V110H49ZM87 109V110H88ZM95 109H93V110H95ZM98 109V110H99ZM113 109H115L116 111H117V114H119V112H118V110H120L121 108L119 107L118 109H116L114 106H113ZM123 109V108H122ZM125 109V108H124ZM7 110L5 111V112H7ZM22 110L20 111V114H17V113H15V114H17V116L18 115H21V116H18V117H16L17 119H19V121H17V123H19L20 122V119L21 120H23L22 122L23 123H25V124H27V121H28V123H29V120L31 119V120H36V121H34L33 122V124H32V126H35V128L36 129H38V128H42L43 126H45V124L46 123H44L43 122V120H40V119H37L35 116H32V117H28V114H27V117L29 118H27L25 115H24V113L22 114L21 112H22ZM45 110H42V112H44ZM47 110V111H48ZM101 110V111H102ZM105 110V109H104ZM103 110V112H104V114H105V112L106 111H104ZM111 110V109H110ZM4 111H1L2 113H4ZM28 111H26V112H28ZM52 111V110H51ZM54 111V110H53ZM89 111V110H88ZM100 111V110H99ZM41 112V113H42ZM91 112V111H90ZM97 112V111H96ZM112 112H114V110H112ZM111 112V113H112ZM8 113V114H9ZM41 113L39 112V114L41 115ZM47 113V112H46ZM94 113V112H93ZM108 113V112H107ZM110 113V112H109ZM7 114V115H8ZM15 114H14V117H15ZM26 114V113H25ZM37 114H38V111H37ZM43 114V113H42ZM54 114V113H53ZM64 114V115H63ZM0 115H3V114H1L0 113ZM5 115H6V113H5ZM13 115V114H12ZM46 115V114H45ZM69 115V114H68ZM91 115V114H90ZM93 115V114H92ZM95 115V114H94ZM107 115V114H106ZM105 115V116H106ZM111 115H113L114 116V114H111ZM110 115V116H111ZM116 115V114H115ZM22 116H24L27 120L25 121L24 119V117L23 118H21ZM44 116V115H43ZM64 116V117H63ZM109 116V117H110ZM5 117H9V115L8 116H5ZM4 117V118H5ZM13 117V116H12ZM52 117V116H51ZM70 117V116H69ZM73 117V116H72ZM76 117V116H75ZM108 117V118H109ZM3 118V117H2ZM4 118H3V120H4ZM15 118V120H17ZM66 118V117H65ZM53 120H55L54 118H52ZM69 119H71V118H69ZM106 119V118H105ZM117 118L115 117V120H116ZM118 119H120V118H118ZM2 119H1V116H0V159H1V162H0V165L2 164L3 166H10V167H12L13 166V168H14V166H19L20 167V169L23 167L24 169L25 168H27V167H32L33 169H31L32 171L33 170H35V172H39L40 170L41 171H49V170H52V169H57L58 171L60 170V171H62V173H66V175L68 174V173H71V171L77 166V164H78V162H80L81 161V158L82 157H84L85 155L84 154H86V152L87 151H89V149H91L90 147H92V145H89L91 142L93 143V144H95L97 141L99 142V140L97 139V141H96V139L94 140V141H91L90 143H86V139H87V142H88V140L90 141V140H92V138H94L93 136H92V138H89L88 136H86V137H88V138H86L85 139V137H84V139H83V137L81 138V136H79L80 138H71L70 139V141L68 142V143H66V144H64L60 149H59V147H58V149H55L54 150V148L52 149L53 151H51V152H49L48 154H46V153H42V152H40V151H36V150H33L32 149V147H31V149L30 150H25V149H21L18 145H17V141H18V139L20 138V136H22L23 134H21V135H19V138L17 139V140H15V138H17V137H15V134L13 133V129H15L14 130V132L16 131V127H18V126H20V125H14L11 121H13V118H12V120H11V118L10 119H7V120H10V122H11V124H13V125H10V123H8V122H4ZM6 120V119H5ZM58 120V119H57ZM56 120V121H57ZM63 120V119H62ZM91 120H92V118H91ZM109 120V119H108ZM108 120H106L107 122H108ZM112 120L113 121H115L113 118H112ZM120 120H122V119H120ZM25 121V122H24ZM117 121V123H119V120H116ZM1 122H4L3 124H1ZM21 122V123H22ZM61 122V121H60ZM64 122H66V121H62V123H58V121L57 122H55V123H52V125L50 126V131L51 132H54V131H56V130H58V129H60L62 126H64L65 127V124H64ZM109 122H111V121H109ZM122 122V121H121ZM14 123H15V121H14ZM22 123V127L23 126H25V124H23ZM30 123H31V121H30ZM92 123V122H91ZM116 122L114 123V124H116L115 125V128H117V125H119V124H117ZM20 124V123H19ZM36 124V125H35ZM66 124H68V123H66ZM112 124V123H111ZM7 125V126H6ZM28 125H31V124H28ZM47 125V124H46ZM15 126V128H13ZM27 126V125H26ZM36 126H38V127H36ZM120 126V125H119ZM46 127V126H45ZM68 127H69V125H68ZM70 127H71V129H72V126L70 125ZM77 127V126H76ZM13 128V129H12ZM24 128V127H23ZM26 128V127H25ZM25 128H24V130H22L20 127H19V129H21L22 131H23V133H25V131H27V130H25ZM33 128V127H32ZM63 128V127H62ZM61 128V129H62ZM27 129V128H26ZM36 129H35V131H36ZM43 129V128H42ZM41 129V130H42ZM45 129V128H44ZM64 129V128H63ZM70 129V130H71ZM90 129H93V127H91ZM114 129V128H113ZM28 130H29V128H28ZM73 130H75V127L73 128ZM94 130V129H93ZM22 131H21V133H22ZM32 131H33V129H32ZM62 131V130H61ZM61 131H59V132H61ZM64 131V130H63ZM66 131V130H65ZM91 131V130H90ZM97 131V130H96ZM103 131V130H102ZM42 132V131H41ZM70 132V131H69ZM72 132V131H71ZM75 132V131H74ZM85 132V131H84ZM93 132V131H92ZM91 132V133H92ZM16 133V132H15ZM30 133H31V130H30ZM30 133H28V134H30ZM56 133H58V131L56 132ZM61 133H63V132H61ZM90 133V132H89ZM17 136H18V131H17ZM26 134V133H25ZM25 134H24V136H25ZM78 134V133H77ZM95 134V133H94ZM64 135V134H63ZM80 135V134H79ZM90 135V134H89ZM92 135V134H91ZM96 135H98V134H96ZM102 135V134H101ZM23 136V137H24ZM30 136H31V134L29 135V138H30ZM57 136H59V135H57ZM67 136V135H66ZM103 136H104V134H103ZM23 137H21L20 139H21V141H23L22 139H23ZM32 137H35L34 136V133H33V136ZM31 137V138H32ZM60 137V136H59ZM26 138H28V137H26ZM37 138V137H36ZM35 138V139H36ZM56 139H57V137H55ZM47 139V138H46ZM102 139L103 138H101V140L100 141H102ZM105 139V138H104ZM31 140V139H30ZM58 140V139H57ZM25 141H26V139H24V143H25ZM33 141H35V140H33ZM96 141V142H95ZM105 140H103V142H104ZM19 143H20V141H18ZM36 142H37V140H36ZM35 142V143H36ZM41 142V141H40ZM40 142H38V143H40ZM95 142V143H94ZM103 142H100L99 144H101V143H103ZM18 143V144H19ZM108 143H109V141H108ZM20 144H22V142L20 143ZM47 144V143H46ZM52 144V143H51ZM96 144H98V143H96ZM106 144V143H105ZM105 144H104V146H105ZM27 145V144H26ZM45 145V144H44ZM53 145V144H52ZM23 146H25V145H23ZM96 146V145H95ZM99 147H101L100 145H98ZM103 146V147H104ZM38 147V146H37ZM44 147V146H43ZM54 147V146H53ZM98 147V148H99ZM23 148V147H22ZM30 148V147H29ZM28 148V149H29ZM49 148H50V146H49ZM51 149V148H50ZM93 149H94V146H93ZM97 149V148H96ZM100 149V148H99ZM43 150H46L45 149V147H44V149ZM95 150V149H94ZM103 150V149H102ZM97 151V150H96ZM65 152V153H64ZM63 155H62V154ZM88 153V152H87ZM93 153V152H92ZM97 153H99V152H96V154ZM60 154V155H59ZM90 154V153H89ZM83 155V156H82ZM102 155V154H101ZM89 156V155H88ZM92 156V155H91ZM99 156H100V154H99ZM101 157V156H100ZM89 158V157H88ZM94 158H96L95 157V153H94ZM97 158H98V155H97ZM86 159H87V157H86ZM90 159H91V157H90ZM98 159H100V158H98ZM97 159V160H98ZM92 160V159H91ZM96 160V159H95ZM96 160V161H97ZM94 162V161H93ZM91 164H92V162H91ZM83 165V164H82ZM89 165H90V163H89ZM86 166H88V165H86ZM1 167V166H0ZM18 167V168H19ZM85 167V166H84ZM2 168V167H1ZM6 168V167H5ZM35 168V169H34ZM83 168V167H82ZM7 169V168H6ZM5 169V171H7ZM8 169H12V168H8ZM15 169V168H14ZM17 169V168H16ZM39 170V171H37V170ZM80 169V168H79ZM75 170V169H74ZM73 170V171H74ZM16 171V170H15ZM76 171V170H75ZM80 171H82V170H80ZM25 172H26V170H25ZM35 172H34V174H35ZM79 172V171H78ZM18 173V172H17ZM17 173H15V175H12V177L14 176V178L16 177V175H17ZM29 173V172H28ZM42 173V172H41ZM53 173V172H52ZM52 173H50L52 176H53V174ZM59 173V172H58ZM62 173L60 174V175H62ZM2 174V176L4 177V179L6 178L7 179V177H9L8 175L10 174H8L7 175V177H6V175L5 174H3V173H1ZM21 174L23 175V173H22V171H21ZM25 174H27V173H25ZM24 174V175H25ZM32 174V173H31ZM47 174V173H46ZM56 174H57V172H56ZM73 174V173H72ZM39 175V174H38ZM57 175H59V174H57ZM60 175H59V177H60ZM30 176V175H29ZM28 176V177H29ZM32 176V175H31ZM45 176H47V175H45ZM50 176V175H49ZM51 176V177H52ZM54 176H55V174H54ZM53 176V177H54ZM38 177V176H37ZM39 177H42V176H39ZM57 178H58V176H56ZM55 177V178H56ZM62 177V176H61ZM65 177V176H64ZM27 178V177H26ZM36 178V177H35ZM43 179H44V175H43V177H42ZM55 178H54V180H55ZM74 178V177H73ZM19 179V178H18ZM32 179V178H31ZM8 180V179H7ZM7 180H4V182L6 181L7 182ZM46 180H48V179H46ZM9 181V180H8ZM15 181V180H14ZM19 181H21L20 179H19ZM31 181V180H30ZM41 181H45V180H41ZM22 182V181H21ZM24 182V181H23ZM28 182V181H27ZM7 183H9V182H7ZM16 183H17V180H16ZM25 183H26V181H25ZM24 183V184H25ZM29 183V182H28ZM28 183H26L25 185H27ZM48 183V182H47ZM51 183V182H50ZM18 184H20V183H18ZM22 184V183H21ZM29 186H30V184H28ZM241 184H239L238 186H240ZM0 187H2V186H0ZM240 188H242V186H240ZM264 188V187H263ZM242 189H244V188H242ZM213 190H215V189H213ZM259 190H262V186L259 188ZM263 191H264V189H263ZM235 193H236V191H235ZM255 194V192L253 193V195ZM252 195V194H251ZM220 196V195H219ZM223 196H225L224 194H223ZM235 197H236V194H235ZM234 197V198H235ZM257 198H256V200L258 199L259 201H257L258 203L260 202L261 204H260V206L261 205H263V206H261V209L262 208H264V201H263V203H262V200H264L263 199V196L261 197L262 198V200L260 201V196H256ZM226 198H229L228 196L226 197ZM225 198V199H226ZM234 198H232V199H234ZM206 199H208V198H206ZM241 199V198H240ZM254 200H255V196H254V198H253ZM239 200V199H238ZM251 200V199H250ZM221 201H224V199H223V197H221ZM241 201L239 200V204H241V206H242V203H240ZM242 202H244V201H242ZM186 204H189V203H187V202H185ZM247 204H248V202H246ZM255 203V202H254ZM253 203V206L252 207H254L255 206V204ZM243 204H245V203H243ZM246 204V206H248ZM190 205V204H189ZM207 205H209V204H207ZM250 205V204H249ZM256 205H258L259 206V204H256ZM245 206V207H246ZM259 206V207H260ZM190 207V206H189ZM219 207V206H218ZM218 207H215V209L213 210V212H215V210H218V209H220V208H218ZM250 207V206H249ZM217 208V209H216ZM247 209H248V207H247ZM260 209V210H261ZM63 210V209H62ZM65 210V209H64ZM244 210V209H243ZM253 211V210H252ZM196 212V211H195ZM205 212V211H204ZM212 212V211H211ZM212 212V213H213ZM254 212H256L255 214H257V212H258V210H256V211H254ZM62 213V212H61ZM197 213H198V211H197ZM242 213V212H241ZM261 213H264V212H261ZM65 215V214H64ZM254 215V214H253ZM254 216H257V215H254ZM237 218H239V216L237 217ZM258 219V218H257ZM230 220H232V219H230ZM234 220V219H233ZM56 221H58V220H56ZM242 223V221H238L237 223H236V225L237 224H241ZM217 224V223H216ZM224 224V223H223ZM185 225V224H184ZM183 225V226H184ZM221 226V225H220ZM218 227H219V224H218ZM182 228V227H181ZM224 228H225V226H224ZM228 228H229V232H231V234H229V235H224V234H222L221 232H219L218 230L217 231H211V232H209L206 236H195V237H193V238H191V239H189L188 240V242H189V244H180V245H172V244H168L169 242H170V240H167V239H163V238H161V239H158L157 237H155V236H152V238H151V240H150V242L148 243V244H145V245H143L142 247H141V249H140V251L138 252L140 255V257L143 259L142 261H139L138 259L137 260H135V262H132V263H128V264H241V261H243L244 259L245 260H247L248 262H249V264H264V227L263 226H261V227H255L254 228V231H252L251 232V234H249V233H247V232H245V231H243V230H241V229H239V228H236L235 227V225H231V224H228ZM117 232V231H116ZM119 233V232H118ZM226 234H227V231H226ZM234 237L235 236V238H234V240H233V242H230L229 241V237ZM229 238V239H228ZM107 248V247H106ZM123 251V255L124 254H126L127 253V249H123L122 250ZM128 255H126L125 257H127ZM239 256H240V258H241V260L239 259ZM136 258H138V256L136 257ZM247 261H246V263H247ZM127 263V262H126ZM248 264V263H247Z\"/></svg>", "mask_w": 264, "mask_h": 264}]
</instances>
